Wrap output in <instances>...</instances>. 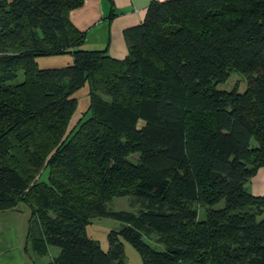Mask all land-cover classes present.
<instances>
[{
	"label": "trees",
	"instance_id": "16d2710c",
	"mask_svg": "<svg viewBox=\"0 0 264 264\" xmlns=\"http://www.w3.org/2000/svg\"><path fill=\"white\" fill-rule=\"evenodd\" d=\"M82 1L0 0V209L26 204L24 249L121 264L127 240L143 264H264V193L246 188L264 165V0H150L119 58L81 46L68 12ZM229 70L242 90L216 87ZM85 81L88 115L67 129ZM121 195L136 211L106 208ZM92 216L122 223L106 248Z\"/></svg>",
	"mask_w": 264,
	"mask_h": 264
},
{
	"label": "crops",
	"instance_id": "0c3cea01",
	"mask_svg": "<svg viewBox=\"0 0 264 264\" xmlns=\"http://www.w3.org/2000/svg\"><path fill=\"white\" fill-rule=\"evenodd\" d=\"M150 0H83L69 10L70 21L84 32L81 46L102 48L113 57H123L127 47L123 29L141 21ZM114 14L107 18L109 11ZM256 185L250 184L252 193H264V165ZM27 232V216L18 207L0 209V264H25L24 244Z\"/></svg>",
	"mask_w": 264,
	"mask_h": 264
},
{
	"label": "rangeland",
	"instance_id": "374dc122",
	"mask_svg": "<svg viewBox=\"0 0 264 264\" xmlns=\"http://www.w3.org/2000/svg\"><path fill=\"white\" fill-rule=\"evenodd\" d=\"M72 60V56L69 52H62V53H53V54H43L35 56V61L38 67H51V66H59L70 63ZM21 71H17L16 77L12 81H18L21 79ZM247 82V76L237 70H229L226 77L216 83V87L228 89L230 87H235L237 90H242ZM88 82L85 81L79 87H77L73 92L72 95L76 98V105L74 110L72 111L68 124L67 129L70 128L78 119V117L83 116L85 117L88 115V112L84 113V110L88 104ZM141 121L139 120V123ZM131 159H134L135 154H131L128 156ZM261 172L253 173L246 181V188L250 191L251 183L256 185L259 179H262ZM46 177V169H43L39 177L40 179H44ZM251 192V191H250ZM129 196L128 195H121V196H113L106 202V208L117 210H131L136 211L138 208L137 202L129 203ZM221 200L216 203V205H220ZM18 208L23 209L25 217L28 216V208L26 204L22 201L17 203ZM264 217V209L261 211L260 214L257 215V218ZM121 222L118 219H114L109 216H92L90 217L89 222L85 225V233L87 236L95 239L98 241L99 245L102 248L107 247V233L109 230L114 229L117 230L121 226ZM142 238L147 241L150 245L154 246L155 248H161V244L156 242L153 239V236H146L142 235ZM123 243V257L121 264H143L139 254L137 253L136 249L128 242L127 240H122ZM58 252V247L55 245H48L47 252L43 255H36L34 254L29 246L27 245V249L25 250L24 255V263L25 264H39L41 262H45L51 259L54 255Z\"/></svg>",
	"mask_w": 264,
	"mask_h": 264
}]
</instances>
